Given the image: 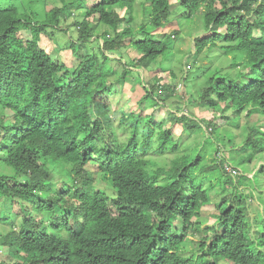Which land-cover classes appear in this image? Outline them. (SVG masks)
<instances>
[{
  "label": "trees",
  "instance_id": "obj_1",
  "mask_svg": "<svg viewBox=\"0 0 264 264\" xmlns=\"http://www.w3.org/2000/svg\"><path fill=\"white\" fill-rule=\"evenodd\" d=\"M59 1L0 0V247L12 260L0 264H264V194L251 203L255 191L264 193V165L248 168L253 178L225 169L228 161L241 170L233 163L241 153L238 165L264 160V0H144L141 13L139 0ZM198 18L210 34L196 39L180 82L182 25L170 26ZM59 32L75 52L86 51L75 67L54 60L63 50ZM219 54L228 60L219 63ZM151 64L162 77L141 88L138 112L114 111L115 125L113 82L140 86L130 67ZM171 98L187 115L169 107L158 122L146 114ZM196 107L217 120L199 119ZM244 112L260 119L242 125L237 145L232 129ZM167 120L191 134L207 131L204 144L233 155L208 165L194 147L179 151ZM154 150L174 153L169 166L150 159ZM88 165L115 197L97 187ZM214 193L221 196L214 227L203 228ZM192 235L204 236L185 255Z\"/></svg>",
  "mask_w": 264,
  "mask_h": 264
},
{
  "label": "rangeland",
  "instance_id": "obj_2",
  "mask_svg": "<svg viewBox=\"0 0 264 264\" xmlns=\"http://www.w3.org/2000/svg\"><path fill=\"white\" fill-rule=\"evenodd\" d=\"M58 2L60 3V1L58 0ZM176 2V0H175ZM50 4H53L52 2H50ZM52 7V5H49L48 8L50 9ZM137 7H140L139 4L137 5ZM117 11L121 14H125L126 11L125 10H121L120 8L117 7ZM137 13H140L139 11H137ZM176 17V14L173 15L172 17V22H177V19L175 18ZM190 20V19H189ZM185 21L183 22L182 24H180L181 21H179L178 25L176 23H173V25L170 26V29H178V26L182 27V33L180 35V41L178 42V44H184L182 46H177L179 48V50L181 51V53H177L176 55V60L177 63H176V71L179 75V79H180V82L182 81L181 80V77L185 76L186 73L188 72V65L193 63L192 61L194 60V54L196 53V49H195V39L196 38H199V37H202L203 35H206V34H210L209 31H206L205 29H203V25H202V19L201 18H198L196 20V25L194 26V22H190V21ZM193 21V20H192ZM194 26V28H193ZM66 31H67V34H68V31L70 29H67L65 28ZM72 31V30H71ZM101 31V28L99 30V32ZM191 31H193V36L192 37H188L190 34H191ZM157 34L159 35L160 33L157 32ZM70 35V33H69ZM99 35H97L98 37ZM69 37V36H67ZM70 37H73L72 35ZM96 37V38H97ZM163 36L162 35H159L158 38H162ZM59 38L58 42L60 44V46L63 48V50L61 52H59L58 55H56V53H53V55L55 56L54 60L55 59H59V61L61 62H64L65 64L69 65L70 67H75L77 64H78V60L79 58H81L82 56H84L86 54V51H83V50H80L78 49L77 52H75L73 49H71V43H69L64 35V33H58L57 35V39ZM101 43H103L102 40H100ZM48 45V44H47ZM221 43H218V46L221 47ZM53 42L50 43V50L53 52ZM64 48H66L64 50ZM218 49V48H217ZM127 51V50H126ZM190 53V54H189ZM111 58L113 59H119L121 57L120 54L118 53H107ZM134 56V54H133ZM219 61H223V62H219V63H224L228 60V57H225V56H222L221 54H219ZM189 63V64H188ZM209 63V62H207ZM114 64V63H113ZM111 64V65H113ZM153 64H151V66L149 67V69H144V68H140V67H137V68H133V67H130V69H133L131 71L134 72V74L136 76H140L142 81H143V84L140 85V86H135L133 85L132 82L130 81H127L125 82L123 85H118V83L116 84V82H113L114 85H116V90H117V93L111 97V100L110 102L112 103V107H113V113H112V116H113V119H114V123L115 125L119 124V120L121 118V114L119 113H114V111H118L122 108L123 110L125 109L126 112H131V111H135V112H138L139 111V107L137 105L139 99L141 98V96L144 94V90L142 91V89L144 87H147L146 84H148L147 82H150V80L152 78H155L157 76H160L162 77V74L160 72H157L158 70L156 69L157 67H154L152 66ZM153 68V69H152ZM155 68V72L153 71ZM124 68H119V71L122 72ZM160 70V69H159ZM194 73V71L192 72ZM134 75V76H135ZM169 76V74H168ZM166 76L164 79L166 81L169 82V77ZM207 78V77H206ZM136 80H138V77H136ZM118 85V86H117ZM113 86V85H112ZM142 88V89H141ZM177 94L178 95H183L184 97V102H185V99L187 97L186 95V91L184 92L182 88H180V85L178 84L177 86ZM187 102V101H186ZM177 104V105H176ZM186 104V103H185ZM181 105L180 103H177V101L173 98H171L168 102H161L160 100L158 101V106L153 110V109H149L146 111V114H153V120L154 121H165L166 117H167V111L169 109V107L172 108V112H178V116L181 117L182 116V110H177L175 108V106H179ZM183 105V104H182ZM199 108H195L194 109V112H195V116L196 117H199L200 118H206L207 120H211L213 118H218V116H215L217 114H215L214 112H209V111H199L198 110ZM186 111V110H185ZM260 119V116L259 115H252V116H245L243 115L239 121V126L240 128H237V129H232L234 135H236V138H235V143L238 145L240 143L243 142L244 138H245V135H244V132L242 130V125L246 126L245 124L248 123L250 126L254 125L255 123L258 122V120ZM167 123V126L170 130H172V133H173V136H174V139L175 141L177 142L178 144V147H179V151H184V150H188L189 148L191 147H194V149L196 150L197 153H199L200 155H205L204 158L206 159L205 161V164H208V165H212V164H215L216 162L218 163L219 162V159L218 157H223V154H224V157L226 159H230L231 157V154H232V149L229 148L228 150L227 149H223V150H218V152L215 151V147L211 146L209 143L207 144H204V140H205V137H209V134H207V131H201L199 134L196 135L195 134H191L187 131H185L183 129V126L179 123H171L169 122L168 120L166 121ZM264 128V127H263ZM119 136L121 137L122 136V133L119 132ZM125 137V136H124ZM216 144V143H214ZM209 145V146H208ZM217 147V145H216ZM242 147V146H241ZM234 149L237 148L239 149L238 147H233ZM214 151V152H213ZM233 155V154H232ZM243 153H241L239 156H236L234 159H233V163L235 164V166H237L238 168H240L244 175L248 176V178H251L254 176V173H251L252 171L248 170L249 169H256V171H258V169L260 168L261 165H264V160L262 159L263 158V155H257L256 159H254L253 161L255 162V160H258L259 161V165L257 166L255 164V167H252V165L249 166L248 163L246 164H241V165H238L240 164V161L242 160H246L245 158H242L243 157ZM245 156H249V152L245 153ZM149 157L152 161H155L156 164H159V165H162V166H169L171 160L174 158V153H167L166 155L164 156H159L158 153H156V151H152L150 154H149ZM216 159V160H215ZM253 162V163H254ZM158 165V166H159ZM87 168L89 169L90 172H92L94 174V181L96 182V185L97 187L101 188V189H104L108 195L110 197H115L116 193L115 191L113 190V188H111V186H109V183L102 180V178L100 177V174L97 172V168L95 165H88ZM248 170V172H246ZM238 174H235L233 177L234 178H237ZM240 182H243L242 179H238ZM213 181L217 182L218 181V178H214ZM233 190V188H230ZM229 189V190H230ZM239 190L240 191H245L244 194L245 195H249L248 193L250 192L251 188L250 187H245V186H240L239 187ZM264 191V189H263ZM264 194L261 192H258V191H255L254 194H255V197L253 201H251V203H254V204H259L260 203V200H259V197L260 195L259 194ZM212 203L209 205V206H206L203 208V212H202V217H203V220L204 222L206 223L205 225H203L202 227L205 228L207 226H210V228L213 229V220H211V217L212 215H215L218 213V208H217V204L220 203L221 201V196H218L217 194H213L212 195ZM260 205V204H259ZM261 207V211L262 213H264V209H263V205L261 203L260 205ZM252 210H254L252 208ZM251 215H254L253 213ZM210 222V223H209ZM2 232H6V229L5 228H2L0 226V233ZM213 232V230H212ZM212 232L209 233V239H208V242L212 241ZM203 236L204 235H192L191 236V240L190 242L187 244L186 248L184 249V253L185 255H190L191 253L195 252L197 250V245L198 243H200V241L203 239ZM8 261V262H11L12 260H10L9 256H8V250L7 248H4V247H0V261Z\"/></svg>",
  "mask_w": 264,
  "mask_h": 264
},
{
  "label": "clouds",
  "instance_id": "obj_3",
  "mask_svg": "<svg viewBox=\"0 0 264 264\" xmlns=\"http://www.w3.org/2000/svg\"><path fill=\"white\" fill-rule=\"evenodd\" d=\"M139 4V6L140 7H137V5ZM142 4H144V0H139L137 3H136V5H135V7L136 8H138V9H136V12L137 11H139L140 13L142 12ZM193 36V35H192ZM204 36V35H203ZM201 38V37H200ZM197 39V38H196ZM196 39H195V41H194V43L196 42ZM196 44V43H195ZM187 111H183L182 112V115H187ZM248 112H244L241 116H240V118H239V121H240V119H241V117L243 116V115H245V116H248V114H247ZM255 115H257V114H255ZM260 116V115H259ZM248 126H250L248 123H246ZM228 167H231V168H233L232 170L230 169H228ZM225 169L230 173V174H232V176H234L235 174H238V176H237V178L239 177V175H242V174H244L243 173V171L242 170H239V169H236L235 167H233L228 161H226V163H225ZM256 171V170H255ZM254 171V172H255ZM246 176V175H245ZM246 177H248V176H246ZM234 178V177H233ZM237 178H234V179H237ZM251 178H253V177H251ZM250 192H252V191H250ZM249 192V193H250ZM248 193V194H249Z\"/></svg>",
  "mask_w": 264,
  "mask_h": 264
},
{
  "label": "built area",
  "instance_id": "obj_4",
  "mask_svg": "<svg viewBox=\"0 0 264 264\" xmlns=\"http://www.w3.org/2000/svg\"><path fill=\"white\" fill-rule=\"evenodd\" d=\"M228 169H229V170H230V169L232 170L233 168H231V167H228Z\"/></svg>",
  "mask_w": 264,
  "mask_h": 264
}]
</instances>
